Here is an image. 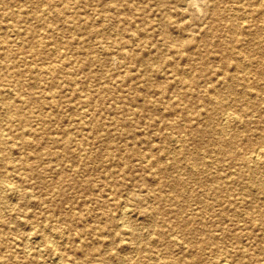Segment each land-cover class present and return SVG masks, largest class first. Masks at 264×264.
Masks as SVG:
<instances>
[{
  "label": "rangeland",
  "instance_id": "1",
  "mask_svg": "<svg viewBox=\"0 0 264 264\" xmlns=\"http://www.w3.org/2000/svg\"><path fill=\"white\" fill-rule=\"evenodd\" d=\"M263 21L0 0V264H264Z\"/></svg>",
  "mask_w": 264,
  "mask_h": 264
},
{
  "label": "bare ground",
  "instance_id": "2",
  "mask_svg": "<svg viewBox=\"0 0 264 264\" xmlns=\"http://www.w3.org/2000/svg\"><path fill=\"white\" fill-rule=\"evenodd\" d=\"M260 5V4H259ZM264 22V21H263ZM239 52V51H238ZM237 52V53H238ZM81 111V110H80ZM85 111V110H84ZM228 116V115H227ZM225 118V117H224ZM228 118V117H227ZM231 118V117H230ZM229 118V119H230ZM228 119V120H229ZM226 120V119H225ZM230 121V120H229ZM222 125V124H221ZM226 135V134H225ZM219 136V135H218ZM262 149V148H261ZM259 150V149H258ZM260 151V150H259ZM263 151V150H262ZM261 152V151H260ZM255 154V153H254ZM263 154H264V152H263ZM257 155H258V153H257ZM257 155H255L256 156V158L257 157H259V156H257ZM250 157H251V155H249ZM261 158V157H260ZM255 163V162H254ZM258 164V163H257ZM7 187V186H6ZM19 190V189H18ZM121 212V211H120ZM123 212V211H122ZM122 218V217H121ZM119 219V218H118ZM122 220V219H121ZM128 227V226H127ZM175 237V236H174ZM57 238V237H56ZM37 240V239H36ZM52 240V239H51ZM53 242V241H52ZM55 242V241H54ZM39 243V242H38ZM55 244V243H54ZM40 247V246H39ZM218 257V256H217ZM55 259H57V258H55ZM59 259V258H58ZM61 259V258H60ZM214 259V258H213ZM223 260V259H222ZM58 263V262H57ZM227 262H223V261H221V260H217V264H226Z\"/></svg>",
  "mask_w": 264,
  "mask_h": 264
}]
</instances>
